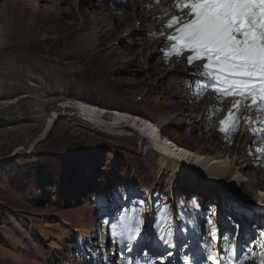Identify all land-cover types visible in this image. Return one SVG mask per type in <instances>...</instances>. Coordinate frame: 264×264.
Segmentation results:
<instances>
[{
    "label": "rangeland",
    "instance_id": "obj_1",
    "mask_svg": "<svg viewBox=\"0 0 264 264\" xmlns=\"http://www.w3.org/2000/svg\"><path fill=\"white\" fill-rule=\"evenodd\" d=\"M125 11L129 0H0V264H209L213 253L224 264H260L264 192L250 179L264 176L263 165L223 181L222 198L183 182L174 190L136 126L116 130L130 138L110 136L79 117L80 105L115 123L120 111L153 122L172 115L162 136L187 151L221 126L219 109L191 128L184 114L192 102L199 108L208 93L218 96L203 87L211 81L199 78L192 99L182 89V58L165 57L163 32L141 22L138 32L132 18H120ZM241 123L227 139L234 156L246 138ZM210 142L226 149L218 135ZM137 217L143 238L130 253L122 234ZM165 226L171 246L157 237ZM226 243L238 246L235 260Z\"/></svg>",
    "mask_w": 264,
    "mask_h": 264
},
{
    "label": "snow or ice",
    "instance_id": "obj_2",
    "mask_svg": "<svg viewBox=\"0 0 264 264\" xmlns=\"http://www.w3.org/2000/svg\"><path fill=\"white\" fill-rule=\"evenodd\" d=\"M170 7L175 14L163 26L168 45L165 57L183 58L193 68L194 75L198 73L211 81L203 87L212 88L218 99L233 98L234 111L229 110L220 121L221 132L231 137L244 119L249 124V131L264 135V0H171ZM197 87L201 85L198 83ZM80 107L87 108L86 105ZM244 110L258 115L243 117ZM253 124L262 126L252 127ZM259 151L264 154V149ZM141 224L137 217L134 225L122 234L130 253L134 250L132 244L143 238ZM208 224L212 226L209 229L212 233L213 221L209 219ZM171 236L170 226L157 233L158 240L169 246ZM212 239L218 241L221 238L212 234ZM223 250L235 260L238 253L235 243H226ZM260 255V264H264V247ZM205 260L209 264H224L218 256L209 255Z\"/></svg>",
    "mask_w": 264,
    "mask_h": 264
},
{
    "label": "bare ground",
    "instance_id": "obj_3",
    "mask_svg": "<svg viewBox=\"0 0 264 264\" xmlns=\"http://www.w3.org/2000/svg\"><path fill=\"white\" fill-rule=\"evenodd\" d=\"M129 3L130 11H125L121 16L118 15L122 20L129 17L132 18L134 20V29L138 32L144 30L142 28L137 29L136 27L137 23L141 22L144 26L146 24L150 25L149 27L151 33L161 31L164 33V37L167 35L163 26L167 23L171 16L175 14V10L170 7L171 0H160L159 3H157V0H129ZM157 17H159V19H157ZM140 40L141 41L138 44L142 45L144 43L143 39ZM129 59V57L125 58V61H129ZM182 60L183 64L180 71L184 76V80H182V89H190L193 99V96L196 97L198 96L197 93H200L201 87L198 88L197 84L199 83L201 85L199 78L201 79L202 76L198 73L194 75L193 68L190 67L183 58ZM174 83L177 86L181 85L178 84L179 82ZM192 99L187 97V100L191 101ZM223 99L224 98L218 99L215 94L208 93L203 104L201 103V107L198 108V105L192 102V106L188 108L184 114V116L188 119L194 120L191 122V128L203 125L201 123L207 124V122L214 116V113L217 112V109L223 110V115L220 120L225 119L228 111L233 110V98H227L226 100ZM59 107L66 109L69 106L66 102H62ZM78 114L84 121H87L94 127L105 131L110 136L114 133H118L122 134L124 138H130L129 135L133 134L131 131L124 130L120 132L116 130L122 128L123 126L125 127V125L126 127H130V125H134V127L136 126L138 128L136 133L148 141V144L145 147L146 151L152 152V150H155L159 154V173L167 178L168 184L174 190L178 188L179 183L183 182L186 183V186L190 187V189H194L196 186H201L205 192L213 189L218 191L219 197L226 196V193H228L229 190L227 189L228 187L226 188L225 186H222L223 181H229L231 183L239 174H247L253 166H257L258 168L259 165L264 166V163L261 162L264 160V154L259 151L260 149H264V137H262L263 135L259 133L253 134V132L249 131V124L247 120L244 119L241 120V131L246 138L237 152L238 155L241 153L242 157H238L237 154L234 156V152L231 151V147H227V139L229 136L221 131L218 132V129H220L221 126H214L215 132H212V135L210 136L211 138L205 143L206 145L199 143L196 145L194 150L187 151V148H183L167 136H162L161 128L171 122V118L173 117L172 115H164L156 122H153L150 119L138 114L120 111L115 112L118 121L115 123L100 118L96 114V110L88 106L87 108H81L78 111ZM250 115L255 117L258 114L249 112L248 110H244L242 112L243 117H248ZM57 116L58 113L53 112V115L46 123L45 129L41 135L42 137H44L49 132L50 128H52L56 122L55 119ZM261 126L262 125L257 124L252 125V127ZM218 133H220V135ZM217 135L219 136V139L224 141L222 143L219 142L221 145L226 146L224 151H220L218 149V146H220L218 143L214 144L210 142L212 136ZM241 159H244V161H241ZM250 183L254 189L264 192V176L261 174L251 177ZM262 202L263 206H259L261 208L258 207V212L260 214H264V199ZM212 257L215 258V253L212 254ZM159 262H163V260L161 259Z\"/></svg>",
    "mask_w": 264,
    "mask_h": 264
},
{
    "label": "water",
    "instance_id": "obj_4",
    "mask_svg": "<svg viewBox=\"0 0 264 264\" xmlns=\"http://www.w3.org/2000/svg\"><path fill=\"white\" fill-rule=\"evenodd\" d=\"M45 138V137H44ZM44 138H42V139H39L37 142H40V141H42Z\"/></svg>",
    "mask_w": 264,
    "mask_h": 264
}]
</instances>
